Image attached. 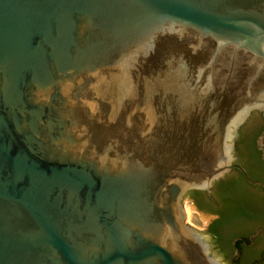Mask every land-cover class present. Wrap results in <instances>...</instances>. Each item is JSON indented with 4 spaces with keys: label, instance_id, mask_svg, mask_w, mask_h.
<instances>
[{
    "label": "water",
    "instance_id": "water-1",
    "mask_svg": "<svg viewBox=\"0 0 264 264\" xmlns=\"http://www.w3.org/2000/svg\"><path fill=\"white\" fill-rule=\"evenodd\" d=\"M259 112L264 0H0V264H220L186 196Z\"/></svg>",
    "mask_w": 264,
    "mask_h": 264
},
{
    "label": "flooded vegetation",
    "instance_id": "flooded-vegetation-1",
    "mask_svg": "<svg viewBox=\"0 0 264 264\" xmlns=\"http://www.w3.org/2000/svg\"><path fill=\"white\" fill-rule=\"evenodd\" d=\"M264 130L259 112L239 130L235 164L210 190L194 189L186 197L207 217V239L220 264H264Z\"/></svg>",
    "mask_w": 264,
    "mask_h": 264
},
{
    "label": "rangeland",
    "instance_id": "rangeland-1",
    "mask_svg": "<svg viewBox=\"0 0 264 264\" xmlns=\"http://www.w3.org/2000/svg\"><path fill=\"white\" fill-rule=\"evenodd\" d=\"M184 206L187 213L186 222L198 230H205V222L197 210L192 209L189 202L187 201L185 202ZM187 209L191 211L190 214L187 212Z\"/></svg>",
    "mask_w": 264,
    "mask_h": 264
},
{
    "label": "bare ground",
    "instance_id": "bare-ground-1",
    "mask_svg": "<svg viewBox=\"0 0 264 264\" xmlns=\"http://www.w3.org/2000/svg\"><path fill=\"white\" fill-rule=\"evenodd\" d=\"M187 212L190 214L191 211H190L189 209H187ZM189 214H188V215H189ZM188 217H189V216H188ZM188 220H189V219H188Z\"/></svg>",
    "mask_w": 264,
    "mask_h": 264
}]
</instances>
